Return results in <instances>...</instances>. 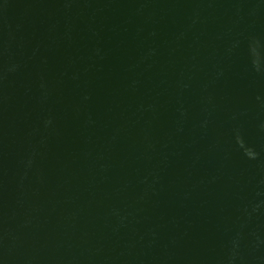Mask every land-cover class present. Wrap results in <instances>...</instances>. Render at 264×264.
Listing matches in <instances>:
<instances>
[{"label": "water", "instance_id": "95a60500", "mask_svg": "<svg viewBox=\"0 0 264 264\" xmlns=\"http://www.w3.org/2000/svg\"><path fill=\"white\" fill-rule=\"evenodd\" d=\"M0 264H264V0H0Z\"/></svg>", "mask_w": 264, "mask_h": 264}]
</instances>
